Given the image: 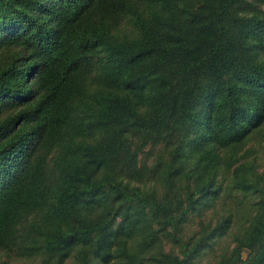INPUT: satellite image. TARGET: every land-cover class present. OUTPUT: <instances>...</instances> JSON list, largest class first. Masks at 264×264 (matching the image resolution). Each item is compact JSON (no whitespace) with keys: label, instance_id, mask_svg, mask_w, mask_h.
<instances>
[{"label":"trees","instance_id":"trees-1","mask_svg":"<svg viewBox=\"0 0 264 264\" xmlns=\"http://www.w3.org/2000/svg\"><path fill=\"white\" fill-rule=\"evenodd\" d=\"M263 126L264 0H0V255L264 264Z\"/></svg>","mask_w":264,"mask_h":264},{"label":"rangeland","instance_id":"rangeland-1","mask_svg":"<svg viewBox=\"0 0 264 264\" xmlns=\"http://www.w3.org/2000/svg\"><path fill=\"white\" fill-rule=\"evenodd\" d=\"M257 131V130H256ZM254 131L253 133H251L248 137V139H246L243 143L237 145L235 148L231 147L229 149H226L225 154L227 156H233V154L235 152L238 153L239 155H245V157L243 158L244 160H246V156L250 159H252L253 157H255L257 159V163H258V169L259 171H263L264 170V126L261 127L260 129H258V131L256 132ZM99 139V135H97V137ZM93 140V138H92ZM162 147V146H161ZM161 147H156L153 148L152 146H147L145 151L141 154L140 160H142V163L146 164V167H151L152 164L155 162L157 155L160 153L161 151ZM223 152V153H224ZM187 163H191L190 161L192 160V157H188L186 159ZM148 183V185H158L159 187L162 186V184H158L159 181H162L161 177H151L150 179L146 180ZM231 199L226 197V194L222 193V198H220L213 207L209 208L205 213L209 218H216V216L218 215H223L226 214V211L228 209H233L235 210L236 208V201L231 205H227V201H230ZM217 219V218H216ZM211 257V256H210ZM41 262V256H39L38 254H28V256H21V257H17L15 256H9L6 253H2L0 255V264H40ZM67 264H76V262L74 261V259H71L70 261H68Z\"/></svg>","mask_w":264,"mask_h":264}]
</instances>
